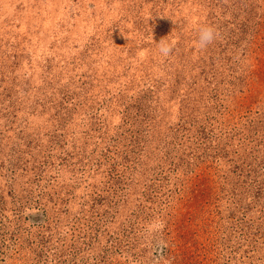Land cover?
<instances>
[{
	"label": "rangeland",
	"instance_id": "374dc122",
	"mask_svg": "<svg viewBox=\"0 0 264 264\" xmlns=\"http://www.w3.org/2000/svg\"><path fill=\"white\" fill-rule=\"evenodd\" d=\"M0 264H264V0H0Z\"/></svg>",
	"mask_w": 264,
	"mask_h": 264
},
{
	"label": "clouds",
	"instance_id": "9594fccd",
	"mask_svg": "<svg viewBox=\"0 0 264 264\" xmlns=\"http://www.w3.org/2000/svg\"><path fill=\"white\" fill-rule=\"evenodd\" d=\"M219 32L212 26L206 25L198 29L197 43L196 47L200 49H205L208 45L212 44L215 40L219 38ZM176 41L165 42L163 39L159 41V52L165 58L169 57L173 52Z\"/></svg>",
	"mask_w": 264,
	"mask_h": 264
}]
</instances>
